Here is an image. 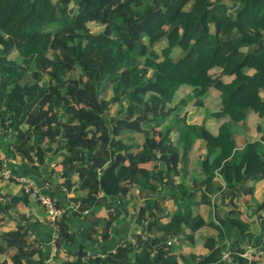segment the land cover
Masks as SVG:
<instances>
[{"label":"trees","instance_id":"obj_1","mask_svg":"<svg viewBox=\"0 0 264 264\" xmlns=\"http://www.w3.org/2000/svg\"><path fill=\"white\" fill-rule=\"evenodd\" d=\"M207 97L214 125L195 109L182 120ZM256 117L264 122V0H0V148L48 169L38 181L12 166L47 183L64 209L55 256L80 238L108 241L122 211L142 227L115 252L86 255L79 244L60 264H180L173 240L201 243L190 264H264V250L251 259L244 246L264 225V189L257 219L233 199L264 180ZM2 183L0 264H45L48 241L31 238L26 219L3 229L18 203L36 199ZM56 187L76 195L61 202ZM97 206L114 211L101 228Z\"/></svg>","mask_w":264,"mask_h":264},{"label":"crops","instance_id":"obj_2","mask_svg":"<svg viewBox=\"0 0 264 264\" xmlns=\"http://www.w3.org/2000/svg\"><path fill=\"white\" fill-rule=\"evenodd\" d=\"M0 158L2 159V162L4 160L13 161L14 164L18 165V159L19 158L15 157L11 151L6 152V151L2 150V156ZM55 163H57V162H55ZM53 165L54 164L52 163V166ZM22 171L30 172L31 173L30 175L32 177L36 178L38 181H39V178H41L44 175H45V177L46 176L48 177L47 171L42 167H39V168L37 167L36 169H33L32 167H30L28 165H21L19 168V172L22 173ZM216 181H218V180H216ZM216 181H215V184H216ZM53 182L55 183L54 179H53ZM2 185H3L2 187L6 188L5 192L10 193L11 195L17 194L21 188V186L19 184L10 183V181L4 182V183H2ZM61 192H63V191L60 190L58 187H56L50 191V194H53L56 197H58L61 202H65L67 200V198H72L76 195L75 191L67 192V196L63 195ZM261 194H262V192H261ZM261 194L257 195L256 199L259 198L261 196ZM246 199L243 200L244 207H245V210H243V211L247 214L246 208H248V207L245 206V203L246 202L249 203V202L246 201ZM71 202H73V201H71ZM17 207H18V209H17L18 212H21V213L26 212L27 213V215H26L27 219L26 220H27V223L29 224V226L31 227V231H32L31 233L34 234V237H31V238H36V239L43 240L44 242H47L48 237H49V231H48V225H47V216H46V213H45L43 207L33 198L32 199L29 198V202H28L27 206L23 207L18 203ZM249 208H250V206H249ZM13 212H14V209H13V211L9 212L11 214V216H12ZM110 212L114 213V211L109 210V208L103 209V206H97L95 208V214L100 216L102 219L101 223H100V228L103 226L104 222L107 220L108 214ZM67 214H69V213H67ZM5 218L7 219V216L4 217V220H3V222H4V228L3 229H15L17 224H19V225L27 224L26 222H23V220L16 222V219H14V217H12V219H8L10 224H7V223H5V220H6ZM69 220H70V223L72 225H75L76 227L79 226L78 221L76 219H73L70 217ZM135 221H136L135 218L131 217L130 215L128 216V214L126 217L124 214V211H122L120 214V217L114 222L113 229L110 230L111 231V238L108 241L101 242V243H98V242L93 243V242L86 240L85 238H80L74 243V245L65 244L63 247V250L58 251L59 252V254L57 253L58 257L54 255L51 259L48 258L50 249H49V246L46 245V252H45L46 253L45 254L46 262H45V264H60L61 258L66 257L65 251L68 249L77 250L79 247V244H84V245H86V248L88 247L89 251L98 252L100 254H103V256L106 252V251H104V249H106V248L114 249L116 251V249L119 248L117 246L123 247L121 245L122 240L130 239L131 241H134L136 234L138 232H142V227H141V230H138V231L136 230L135 233H132L130 235L131 223L134 222V224H136ZM209 231H211V229H209ZM197 243L198 242H196V244ZM172 246H173L174 250L178 253V255L188 246L192 247L190 244H182L181 242L178 243L176 240H173ZM195 246H197V245H195ZM39 247L42 248L43 244L40 245ZM191 249L192 248H190V250ZM202 252H203V249L201 252H199V254H201ZM133 258H134V256L131 253L128 256V259L130 261H133ZM180 264H182V262H180Z\"/></svg>","mask_w":264,"mask_h":264},{"label":"rangeland","instance_id":"obj_3","mask_svg":"<svg viewBox=\"0 0 264 264\" xmlns=\"http://www.w3.org/2000/svg\"><path fill=\"white\" fill-rule=\"evenodd\" d=\"M90 26L92 28V31H94V32H98L100 30V27H98V25H96L94 22L91 23ZM77 74L74 73V76H76ZM204 77H205V80L204 81H207V83L212 84L214 82V77H216V76H215L214 71H211L207 75L205 74ZM213 88H215V87H213ZM214 93L215 92H213V94ZM210 100H211L210 97H207L205 101L202 100L203 103H201L199 105L196 104L189 111H185L184 114L181 117L182 120L185 121L187 119L188 115L191 114L194 111V109H195L196 111H198L201 114L202 118H205L204 120L207 121V124L214 125L215 122L211 119L212 117L210 116V112L207 111V109H206V107L204 105V103L205 104L209 103ZM250 115H252V116L255 117V115L252 112H250ZM256 121H258L259 123L264 124L263 119H261V118L256 117ZM200 123H204V121H201ZM235 132H236L235 134H236V137L238 139V142L242 143L243 140L245 139L244 130L236 127L235 128ZM47 157H48V159H51L52 158V154L49 153L47 155ZM60 159H61L60 156H56L49 163H53L54 164L55 162H59ZM2 164H3V162H2ZM20 165H21V162L18 159L17 169L19 168ZM27 165L29 166L30 164L28 163ZM42 168H44L47 171V174H48V169L46 168V166H43ZM53 168H55V167H53ZM56 170H59V169H56ZM14 172H15L14 175H19L20 176V174L19 173H16L15 170H14ZM0 175H1V173H0ZM1 178H2V176H1ZM25 178L28 179V180H31L32 182H34L32 180V177H30V176L25 177ZM3 181L4 182H8L9 180L7 181V180L3 179ZM220 184H221V182L218 180V181H216V184L215 185H220ZM251 185L253 187L252 189H253V193L254 194H252V195H245L244 193L241 194V192L239 191V192H237L238 195H236L233 198L234 201H237V207L236 208H238L239 210H245L243 200L246 199V198H248V202H249L248 204H249L250 208H246V212H247L246 216H248L250 218L254 215V214H252L253 207H255L256 204H257V202H259V198L256 199V196L259 195V194H261V192H263V189H264V187H263L264 186V180L259 181V182H256L254 184L251 183ZM21 186H22V184H21ZM243 187L246 188V187H248V185L247 184H244ZM239 189H241V187H239ZM5 193H7V192H5ZM7 194L10 195V193H7ZM210 196L213 197L214 195L212 194ZM229 199H230V196H227L225 198L224 203H227V201H229ZM162 205H163V202H162ZM158 206H160V204L158 202H156V207L155 208L157 209ZM250 214H252V215H250ZM26 215H27L26 212L25 213H21V212H18L16 209H14V212H13L12 216H11L10 213H8L6 215L7 216V219L5 218L6 219L5 220V223L10 224L9 221H8V219H12V217H14V219H16V222L17 221H20V220H23V219H27L26 218ZM263 218H264V213H263ZM136 230L137 231L138 230H141V226H139L138 224H134V222H132L131 223V228H130V235L132 233H135ZM262 231H264V225H263V222L262 221H259L258 224L257 223L255 224V229L252 230L251 235L249 236V242H245V244H244V246L246 247L245 248V256H247V257H249L251 259H258L259 257L262 256V250H264V239H263L264 236H263V238L261 237ZM121 245L123 247L126 246L123 243H121ZM195 245H197V246H195ZM195 245H193L192 247L188 246L181 253H179V256L181 258L182 264H190L189 255L191 253L198 254L199 252L202 251L201 243L198 242ZM190 248H192V249L190 250ZM226 257H227V254H224V258H226ZM139 260L141 262H143V263H149L150 262V260L148 258H142V257H140Z\"/></svg>","mask_w":264,"mask_h":264},{"label":"built area","instance_id":"obj_4","mask_svg":"<svg viewBox=\"0 0 264 264\" xmlns=\"http://www.w3.org/2000/svg\"><path fill=\"white\" fill-rule=\"evenodd\" d=\"M2 134L1 128H0V136ZM2 156V149L0 148V157ZM12 166H16L13 161H7L4 160L2 167H1V176L5 180H10L11 177H15L16 182L22 184L23 190L25 193L33 196L39 204L43 207L46 216H47V225H48V230L50 232V239L48 240V245H49V259H51L56 251H57V245L56 241L59 239V231H60V220L62 217V214L64 212L63 208H59L56 205L54 197L50 196L48 193L47 195L45 194V188L47 183H45V186H40L36 182H32L31 180H28L25 178V176H19V175H14V170ZM70 207L75 206L73 202H71ZM31 237H34V234L29 232ZM91 251H87L86 255H88ZM115 252V250L113 251ZM94 255H99L103 256V254H100L98 252L93 253ZM224 258V257H223Z\"/></svg>","mask_w":264,"mask_h":264},{"label":"water","instance_id":"obj_5","mask_svg":"<svg viewBox=\"0 0 264 264\" xmlns=\"http://www.w3.org/2000/svg\"><path fill=\"white\" fill-rule=\"evenodd\" d=\"M251 219H257L256 214H254V215L251 217Z\"/></svg>","mask_w":264,"mask_h":264}]
</instances>
